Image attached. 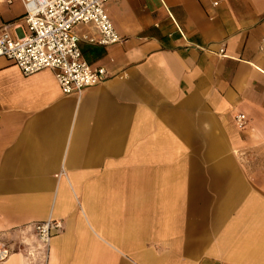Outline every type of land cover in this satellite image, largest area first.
<instances>
[{
    "label": "crops",
    "instance_id": "1",
    "mask_svg": "<svg viewBox=\"0 0 264 264\" xmlns=\"http://www.w3.org/2000/svg\"><path fill=\"white\" fill-rule=\"evenodd\" d=\"M106 8L123 40L76 27L109 73L81 95L0 56L2 264H264V0ZM25 13L0 0V32ZM48 219L64 228L45 248Z\"/></svg>",
    "mask_w": 264,
    "mask_h": 264
},
{
    "label": "built area",
    "instance_id": "2",
    "mask_svg": "<svg viewBox=\"0 0 264 264\" xmlns=\"http://www.w3.org/2000/svg\"><path fill=\"white\" fill-rule=\"evenodd\" d=\"M22 1L26 7L23 20L28 30L22 36L14 37L9 24L4 25L0 32V56L12 60L25 75L53 69L64 94L81 95L87 88L108 79L105 67H95L85 59L80 46L82 37L76 27L92 23L98 29L99 35L84 36L90 43L109 45L121 42L123 37L115 29L106 8L110 0ZM224 51L222 47L220 53ZM236 120L239 127H244L247 116L239 113ZM33 227L46 248L64 225L61 220L48 219L34 223ZM11 255L12 249L0 241V264Z\"/></svg>",
    "mask_w": 264,
    "mask_h": 264
},
{
    "label": "rangeland",
    "instance_id": "3",
    "mask_svg": "<svg viewBox=\"0 0 264 264\" xmlns=\"http://www.w3.org/2000/svg\"><path fill=\"white\" fill-rule=\"evenodd\" d=\"M262 154H257L256 162L257 163H264V150L261 152Z\"/></svg>",
    "mask_w": 264,
    "mask_h": 264
}]
</instances>
